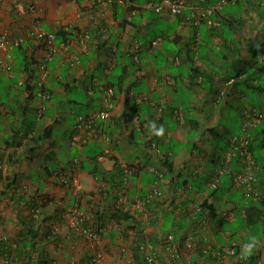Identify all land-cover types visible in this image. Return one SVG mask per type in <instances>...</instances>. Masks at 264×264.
<instances>
[{
	"label": "crops",
	"instance_id": "1",
	"mask_svg": "<svg viewBox=\"0 0 264 264\" xmlns=\"http://www.w3.org/2000/svg\"><path fill=\"white\" fill-rule=\"evenodd\" d=\"M151 1L159 0H0V32L25 39L21 51L0 49V59L11 64L10 71L0 69V161L5 175L51 200L49 223H57L65 247L51 249L60 264L97 253V264H139L136 228L152 241L161 264H236L240 256L233 250L250 242L252 230L243 227L247 196L233 177L242 164L235 157L230 171L219 170L235 133L228 109L239 108L236 132L247 110L264 109L247 95L248 88L264 93V0H243L240 11L236 5L217 10L215 26L207 18L193 22L199 3L172 15L149 9ZM160 20L173 23L174 31L153 33ZM225 20L240 24L229 27ZM36 26L57 34L51 59L43 40L32 35ZM26 57L37 68L33 98L23 85L27 74L17 68ZM47 60L44 78L38 63ZM107 87L115 90L105 123L109 141L73 146L76 115L103 108ZM42 89L50 99L39 96ZM80 89L85 99L74 93ZM66 104L74 106L70 125L61 111ZM149 121L164 126L163 137L149 133ZM63 134L72 157L62 156ZM256 151L264 153V143ZM93 156L104 171L99 178L89 171ZM214 179L217 188L210 186ZM0 199L12 229L13 205ZM75 207L94 223L103 215L99 242L69 225L64 213ZM117 208L131 218L117 222L106 215ZM169 234L177 245L173 250L166 247ZM257 241L264 264V238ZM77 250L80 256H72ZM177 250L181 256L175 259Z\"/></svg>",
	"mask_w": 264,
	"mask_h": 264
},
{
	"label": "trees",
	"instance_id": "2",
	"mask_svg": "<svg viewBox=\"0 0 264 264\" xmlns=\"http://www.w3.org/2000/svg\"><path fill=\"white\" fill-rule=\"evenodd\" d=\"M217 1L218 0H214V2H212V0H190V4L195 2L199 3L197 5L200 6H209L210 4H216ZM242 2L243 0H237L235 3L226 4V6L229 4L232 6L236 5V11H240V8L238 7L241 6ZM260 2L262 3V0H260ZM259 7H261V4ZM221 10L222 11L219 13H223L226 8ZM229 10L231 9H227L226 11ZM216 11H214L211 16L214 19H216L215 15L218 13ZM261 11L264 12V9ZM205 22H208V19H206ZM227 24L229 27L235 28L240 24V21L236 20L232 22L231 20H225L224 25ZM64 35L66 36L65 33ZM22 46L23 45L18 46L19 51L23 49ZM21 61L22 62H20L17 68L21 67L27 74V79L23 85L26 90H29L30 97L33 98L36 93H34L35 85L31 84V81L36 78L37 68L29 67L32 64L28 57ZM38 64V68L41 70L42 62H39ZM42 87L45 88L44 85H42ZM34 123L35 122H31V125L34 126ZM263 124L264 123L252 129L253 139L251 143L254 157L260 165L258 174L260 181L259 187H262V194L259 197L254 195L247 196L245 203L246 217L244 218L245 225L252 230L251 237L254 236L256 239L260 236L258 228L261 225L264 226V153L262 151H256V147H263L264 139L259 141V137H263L264 135V126L261 127ZM241 132L242 129L238 133ZM25 133L28 134V131H25ZM96 157L97 156L92 157L93 164L89 168V171L99 178V175L103 174L104 171L100 168ZM237 159L239 160V158ZM0 164H2V166H0V182L2 183V186L0 185V196L8 198V204L13 205L14 212L16 213L15 228L10 231L7 227V221L9 219L8 215L3 213L6 209H3V212L0 210V264H54L57 259L53 256L51 244L55 243V246L58 247L59 235L55 229L57 223H49L50 219L48 216L47 205L52 204L51 200L48 198L44 199V196H42V194H37L38 192L36 191L33 192V190L30 189L31 185H21L19 184V180L17 181V178L5 175L3 168L4 165L1 161ZM56 212H61L58 207ZM106 215L117 222H121L122 220L127 221L131 218V214L124 211L122 208L107 212ZM103 220V215H98L95 223L104 230L105 224ZM136 230L137 238L135 240L136 245L134 250L135 253L139 255L138 257L141 258L139 264H147L145 254L140 249V243L143 240L142 228H136ZM240 253L241 249L236 248L235 256H240ZM93 257L94 256L92 255L86 254V256L81 258V261H79V263L76 262V264H91ZM259 260L260 253L256 246L247 259L240 258L236 261V264H260Z\"/></svg>",
	"mask_w": 264,
	"mask_h": 264
},
{
	"label": "built area",
	"instance_id": "3",
	"mask_svg": "<svg viewBox=\"0 0 264 264\" xmlns=\"http://www.w3.org/2000/svg\"><path fill=\"white\" fill-rule=\"evenodd\" d=\"M237 0H218L216 4L209 6H195L196 18L193 20L195 24H200L202 19L207 18L208 23L212 25H219L218 21L214 20L211 16L214 11L221 10L228 3H235ZM190 4V0H159L151 1L148 4V8L157 11L164 12L167 11L172 15H180L183 13ZM32 35L43 40L45 46L48 48V58H52L54 53L58 50L56 46L57 34L55 32H50L40 26L34 27ZM160 38L154 40L153 43H159ZM25 42L24 37H9L6 34L0 32V49L9 50L15 46H20ZM48 59V60H50ZM48 60L41 64L43 71V77L46 78L49 74ZM0 69L10 71L11 64L3 59H0ZM175 82V80H171ZM232 80L228 83V85ZM89 93H94V87H89ZM105 93V106L92 114H78L76 117V123L74 126V131L72 135V145L75 147H83L93 141L104 138L107 142L109 141V135L105 130V123L112 116V111L114 108V96L115 90L113 87L104 88ZM39 96L44 99H50L51 94L49 91L42 89ZM42 112L40 113V116ZM264 122V109H251L247 110L245 118L242 123V132L235 133L230 139V148L227 152V157L223 160L222 166L219 173L224 174L231 170V163L235 157L239 158L242 164V169L237 171L234 177V183L239 187H242L246 196L254 195L259 197L262 194V187H259V170L260 165L254 157V153L251 149L252 143V129L260 126ZM2 166V164H0ZM65 181V179H64ZM211 188L218 187V179H214L210 183ZM81 187L77 185L78 192H81ZM65 218L67 219L69 225L80 233L82 236L86 237L90 242L97 243L101 240L103 235V229L97 226L93 221H91V216L83 211L79 207L70 209L65 213ZM57 230V227L55 226ZM167 249L173 250L177 247L174 241V235L169 234L166 238ZM140 249L145 254L147 264H161L159 257L155 251L154 244L152 241L145 239L140 243ZM233 252H235L233 250ZM175 259L179 258L181 255L177 250L174 253ZM241 258V256H240ZM100 253L94 255L91 264H97L100 262ZM54 264H60L56 261ZM76 264V263H72Z\"/></svg>",
	"mask_w": 264,
	"mask_h": 264
},
{
	"label": "rangeland",
	"instance_id": "4",
	"mask_svg": "<svg viewBox=\"0 0 264 264\" xmlns=\"http://www.w3.org/2000/svg\"><path fill=\"white\" fill-rule=\"evenodd\" d=\"M226 10L227 9H231L232 8V5L231 4H229V5H227L226 7ZM238 8H240V7H238ZM174 29H175V25L173 24V23H171V22H165V21H163V20H160L156 25H154V27H152V32L153 33H162V32H166V34H170V33H172L173 31H174ZM155 30V31H154ZM155 35V34H154ZM263 80H264V75H262V77H261ZM76 95H78L81 99L82 98H86V93H85V91L83 90V89H80L79 91L78 90H75V92H74ZM247 95H248V97L250 98V99H252V100H255V101H258V103L260 102V104L262 105V106H264V93H262V94H260V93H257L256 91H253V89H247ZM244 103H247V102H245L244 101ZM236 106H238V105H236ZM72 107H74V106H71L70 104H66L65 106H63L62 107V109H61V111L64 113V117H65V122H66V124L67 125H70L72 122H73V115L71 114V108ZM83 109V108H82ZM238 107H235V108H230V109H228L229 111H228V113H227V118L226 119H228L230 122V126H229V128L232 130V131H234L235 133H238V132H236L237 130H238V128H239V122H240V119H239V115H238ZM83 111H85L84 109H83ZM78 114H84V115H87V114H85L84 112H79ZM77 114V115H78ZM77 115H76V117H77ZM75 123H76V118H75ZM175 124V123H174ZM75 126V125H74ZM234 133V134H235ZM231 134L230 133H227V132H225V136H227V137H229ZM233 135V134H232ZM68 135H66V134H63L62 135V137L61 136H59V137H61L62 138V140L63 141H61V144L65 147V149H64V152H62V156H63V154H64V156L63 157H72L73 155H74V151L73 150H71V149H69L68 147H67V142H66V137H67ZM30 191V190H29ZM30 192H32V191H30ZM7 215H8V213H7ZM12 219V218H11ZM239 223L242 225V223H241V221L240 220H237V221H235V224L236 225H239ZM15 224H12V229H10V231L11 230H13L14 228H15V226H14ZM245 226V224H243V227ZM258 231H259V237L257 238V239H262V238H264V226L263 225H261L259 228H258ZM58 235H59V233H58ZM62 239H64V238H62ZM64 242V241H63ZM62 242V244H64ZM60 243H61V240L59 239V242H58V247H56L55 246V243H52L51 244V249L53 250V252H59V251H65V247H64V245H60ZM55 250V251H54ZM63 251V252H64ZM80 251L79 250H77V254L75 253V254H73L72 256H80ZM79 258V257H78Z\"/></svg>",
	"mask_w": 264,
	"mask_h": 264
},
{
	"label": "clouds",
	"instance_id": "5",
	"mask_svg": "<svg viewBox=\"0 0 264 264\" xmlns=\"http://www.w3.org/2000/svg\"><path fill=\"white\" fill-rule=\"evenodd\" d=\"M149 129V133L151 135H155L157 137H163L165 134V128L163 125H157L155 121H149L146 125ZM258 241L256 237H250V242L242 246V250L240 253V256L242 259H247L251 253L252 250L257 246Z\"/></svg>",
	"mask_w": 264,
	"mask_h": 264
}]
</instances>
